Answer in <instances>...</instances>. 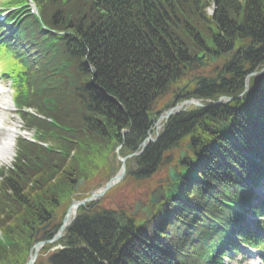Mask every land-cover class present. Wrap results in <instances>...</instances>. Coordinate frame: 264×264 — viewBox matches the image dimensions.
<instances>
[{
    "label": "trees",
    "instance_id": "16d2710c",
    "mask_svg": "<svg viewBox=\"0 0 264 264\" xmlns=\"http://www.w3.org/2000/svg\"><path fill=\"white\" fill-rule=\"evenodd\" d=\"M33 2L39 17L21 19L6 41L15 105L42 119L18 112L25 129L37 130V142L18 139L13 169L0 174V264L25 263L34 229L61 218L76 182L96 179L98 187L117 171V146L120 156L139 150L157 117L149 106L161 114L189 98L237 97L245 77L264 67V0ZM203 53L218 61L182 76ZM249 82L241 99L171 116L109 193L149 189L157 169L174 164L186 143L191 150L179 171L197 172L202 183L164 185L166 200L148 222L101 202L79 209L64 249L46 264H223L227 232L264 249L251 231L264 229V211L248 205L252 191L244 183L255 184L264 169V75ZM230 205L246 206L256 220L247 224Z\"/></svg>",
    "mask_w": 264,
    "mask_h": 264
},
{
    "label": "water",
    "instance_id": "95a60500",
    "mask_svg": "<svg viewBox=\"0 0 264 264\" xmlns=\"http://www.w3.org/2000/svg\"><path fill=\"white\" fill-rule=\"evenodd\" d=\"M201 58H198L196 59V61L198 63L201 64ZM210 61L211 62H214L215 61V58H210ZM202 65V64H201ZM192 69V67L190 68ZM188 105V104H194V105H197V103H193V102H186V103H183V104H180L179 106L169 110L168 112H166L161 118H160V121L162 120H166L170 115H172L174 112H178L183 105ZM147 141H150V142H153L154 140L152 138H148L147 140H145L143 143H142V147L145 146L146 142ZM189 148V146H187ZM185 155L186 153H181L180 154V159H178V163H180L181 159L183 160L185 158ZM125 159H121L120 160V163H121V167L118 171V173L112 177L102 188H100L99 190L93 192L91 194L90 197L84 199L83 201L81 202H77V203H72L71 207L67 210V213H66V216L65 218L63 219V225L64 226H67L70 221L74 218L75 216V213L77 211V208L78 207H81V206H84L86 203L88 202H91L93 200H96L98 199L99 197H101L107 190L111 189L113 186H115L117 183H119L121 181V179L123 178L124 176V173H125V166H124V162H125ZM180 179V176L179 174H177L172 168L169 169V173H168V178L166 179V181L168 180H171V181H177ZM162 181H158V184H160ZM82 183H80L81 185ZM75 190H77V186L75 187ZM164 196H165V193H164V190L162 189L161 186H158L152 193H151V198H150V203H149V206L148 207H145L144 209H142V214H146V219L149 218V216L152 214V211L154 209V206L155 204H158L159 202L163 201L164 200ZM143 206V204L141 203H136L135 205V212L134 214L132 215H136V213L139 211V209ZM45 229V227L43 228ZM63 231V227L60 228L58 234L53 238V240L51 242H54L56 241L57 239H59L61 237V232ZM46 242H40V243H37L33 246V248L30 250L29 252V256H28V261L26 264H34L35 263V260H36V256H37V253L39 252L40 248L45 244Z\"/></svg>",
    "mask_w": 264,
    "mask_h": 264
},
{
    "label": "rangeland",
    "instance_id": "374dc122",
    "mask_svg": "<svg viewBox=\"0 0 264 264\" xmlns=\"http://www.w3.org/2000/svg\"><path fill=\"white\" fill-rule=\"evenodd\" d=\"M5 65H6V57H3L2 55H0V67L3 68V66L5 67ZM0 93L3 94L2 97H0V105H5L3 107L8 110V111L1 110V114H0V117L2 119V122L0 124L3 127V129H2L3 135H5L6 133L9 134V133H11L12 129L19 127V129L22 132L21 133L22 135L23 134H29L31 136L33 132L30 130H28V132L23 131L24 130L23 125L21 124V122L19 121L17 116L12 111L13 109L9 106V104H6L7 99L10 97L9 83L8 82H4V83L0 84ZM1 109H3V108L1 107ZM3 166L8 167L6 165H3ZM145 190H146L145 188H138L137 190H135L136 192L135 191L134 192H135V195H137L138 193L144 192ZM110 201L111 202H109V201L106 202L107 204H109L110 207L113 204L114 205H120L121 203H125L126 205L130 204L129 206H131L132 205L131 203H133L134 199L131 198L130 196H128L127 193L123 189H121V190H118L117 192H115L113 195H111ZM13 255L19 256L20 254L19 253L18 254L13 253ZM46 258H47V256L45 255L43 257L42 264H46V262H47ZM261 259L264 260V256L262 257L261 255H256V254L253 255L252 254V255H249L248 258L245 259L242 264H264ZM236 260H238V257L236 258ZM232 263H235V262H232Z\"/></svg>",
    "mask_w": 264,
    "mask_h": 264
},
{
    "label": "bare ground",
    "instance_id": "6f19581e",
    "mask_svg": "<svg viewBox=\"0 0 264 264\" xmlns=\"http://www.w3.org/2000/svg\"><path fill=\"white\" fill-rule=\"evenodd\" d=\"M1 110L3 109H1L0 107V114H1ZM0 121H1V117H0ZM2 131L3 130L1 127L0 128V166L8 165L13 159L14 143L16 139L15 136H16L17 128L12 129L11 134L9 133V134L3 135Z\"/></svg>",
    "mask_w": 264,
    "mask_h": 264
}]
</instances>
